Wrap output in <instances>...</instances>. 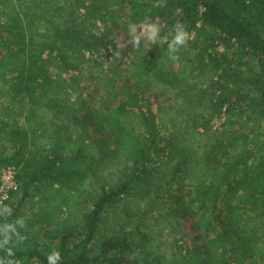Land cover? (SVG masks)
Returning <instances> with one entry per match:
<instances>
[{
	"label": "trees",
	"instance_id": "1",
	"mask_svg": "<svg viewBox=\"0 0 264 264\" xmlns=\"http://www.w3.org/2000/svg\"><path fill=\"white\" fill-rule=\"evenodd\" d=\"M145 20L193 38L123 62ZM6 167L16 264H264V0H0Z\"/></svg>",
	"mask_w": 264,
	"mask_h": 264
},
{
	"label": "clouds",
	"instance_id": "2",
	"mask_svg": "<svg viewBox=\"0 0 264 264\" xmlns=\"http://www.w3.org/2000/svg\"><path fill=\"white\" fill-rule=\"evenodd\" d=\"M192 38V34L180 23L174 25L170 37H163L159 24L155 22L145 20L140 25L129 22L127 24V42L121 47L125 44H131L133 48L139 49L143 42L144 46L149 49L150 45H157L163 41L167 45V56L175 61L179 58L178 54L188 46ZM4 179L5 186H11L10 176H5ZM6 198L5 195L3 199H0V218H3V222H0V251L5 253L4 256L0 257V264H16L13 245L14 241L22 243L27 239L21 232L22 229L26 228V218L17 216L14 220L9 221L7 218L12 215L13 210L3 202ZM46 261L47 264H60V252L51 250L46 255Z\"/></svg>",
	"mask_w": 264,
	"mask_h": 264
},
{
	"label": "rangeland",
	"instance_id": "3",
	"mask_svg": "<svg viewBox=\"0 0 264 264\" xmlns=\"http://www.w3.org/2000/svg\"><path fill=\"white\" fill-rule=\"evenodd\" d=\"M119 39V47H118V50H117V54L120 56L121 54L125 55V59L123 60V62L127 59L129 60L132 56H134L135 54H138V52H142L143 49L145 48L144 46V43L142 42L141 44V47L139 49H136V48H133L131 46V44H125L123 47H121L122 44L126 43L127 42V37L123 40H121L122 42L120 43V37L118 38ZM151 46V45H150ZM118 63V70L120 72V60L117 61ZM106 73H103V75H101L99 78H98V81H95L97 80V78L93 79L90 83H88L87 87H86V96L88 97L87 98V101H88V104L90 105L92 102H91V97L95 94H97L101 88H102V85L104 83V77L106 76V74H111L112 73L110 72L111 69H106L105 70ZM120 77V75L118 76ZM99 82V84H97ZM177 232H173V234L171 235H168V240L169 241H172L174 242L175 240L177 241L178 244H181L183 246H191L193 242L190 241V238L192 237L193 238V234L192 233H189V223L186 219H182L180 220L179 224L176 225V228ZM164 234L166 235L167 232H164ZM190 237V238H188ZM188 238V239H187Z\"/></svg>",
	"mask_w": 264,
	"mask_h": 264
},
{
	"label": "built area",
	"instance_id": "4",
	"mask_svg": "<svg viewBox=\"0 0 264 264\" xmlns=\"http://www.w3.org/2000/svg\"><path fill=\"white\" fill-rule=\"evenodd\" d=\"M5 176H10L11 186H5ZM17 189L18 185L15 180V171L13 170V168L6 167L2 169L0 173V199H3L5 195L6 197H8L10 191H16Z\"/></svg>",
	"mask_w": 264,
	"mask_h": 264
}]
</instances>
